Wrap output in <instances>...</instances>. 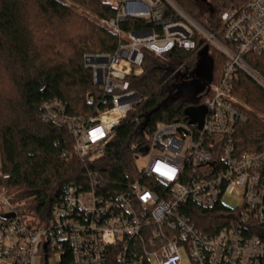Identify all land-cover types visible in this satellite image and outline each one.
I'll return each mask as SVG.
<instances>
[{"label":"built area","instance_id":"obj_1","mask_svg":"<svg viewBox=\"0 0 264 264\" xmlns=\"http://www.w3.org/2000/svg\"><path fill=\"white\" fill-rule=\"evenodd\" d=\"M114 6L115 17L104 24L119 39L115 51L84 55L98 88L88 100L94 113L77 118L66 103L50 101L42 105L41 122L66 128L74 154L87 167L106 155L118 128L128 122L141 128L144 116L137 112L145 99L130 79L141 77L147 53L172 65L174 50L197 55L207 46L226 65L220 80L199 95L203 101L186 106H205L204 124L191 126L187 115L159 123L146 144L133 145L136 160L145 156L146 163L125 189L104 196L102 177L88 170L86 186H65L45 226L32 223L25 201L0 188V264H42L43 258L57 264L63 243L75 264H104L111 254L118 264H185L184 257L186 264H263L264 148L242 153L235 144L236 127L248 120L249 108L232 84L242 72L264 90V75L248 60L259 57L264 66V0L224 10L213 31L174 0H116ZM124 19L156 27L124 33ZM185 68L178 64L171 76ZM227 198L241 199L240 206L228 205ZM218 207L225 211L224 224L215 232L201 229L199 213Z\"/></svg>","mask_w":264,"mask_h":264},{"label":"trees","instance_id":"obj_2","mask_svg":"<svg viewBox=\"0 0 264 264\" xmlns=\"http://www.w3.org/2000/svg\"><path fill=\"white\" fill-rule=\"evenodd\" d=\"M174 1L207 30L216 29L217 24L210 25L211 18L208 26L199 14L192 16L195 11L202 13L196 0ZM219 1L228 6L224 10H233L249 0ZM77 8L104 21L116 15L113 0H0V188L5 187L15 199L25 201L26 214L39 226L51 219L52 208L61 200L67 184L87 185L88 170L102 177L104 196H114L125 189L137 170L133 145L146 144L159 123L185 121L186 106L203 101L200 97L197 101L184 100L180 93L183 78L195 69L199 53L174 50L173 66L167 68L158 66L156 57L148 52L141 77L130 79L132 90L145 99L137 112L144 116L141 128L130 122L118 128L106 155L85 167L74 154L69 131L40 119L42 105L56 100L66 103L67 112L74 117L91 116L94 105L88 100L96 98L98 88L84 65V55L111 54L119 43L111 29L92 21ZM209 12L211 15L215 11L211 7ZM153 27L156 26L144 20L120 22L124 33ZM208 49L214 63L212 82H218L226 63L216 49ZM248 60L264 75L261 58ZM183 63L186 73L180 78L171 76L175 67ZM232 91L255 110L264 111V90L242 72L233 80ZM247 119L236 127L235 144L242 153L258 152L264 148V119L255 114H249ZM224 212L221 207L201 211V222L197 224L201 229L212 227L215 232L224 224ZM61 251L57 264H75L69 243H63ZM104 264H118L117 258L111 254Z\"/></svg>","mask_w":264,"mask_h":264},{"label":"water","instance_id":"obj_3","mask_svg":"<svg viewBox=\"0 0 264 264\" xmlns=\"http://www.w3.org/2000/svg\"><path fill=\"white\" fill-rule=\"evenodd\" d=\"M209 51L208 47H204L199 52L200 59H198L196 63L197 65L192 72V75H194L197 80L193 83H184V85L180 86V93H182V95L186 92L192 93L194 101H197L199 95L212 84L214 78V63L212 57L209 55ZM206 113L207 108L203 105H199L198 107L190 106L185 110V114L187 115L191 126L198 124L199 127H202Z\"/></svg>","mask_w":264,"mask_h":264},{"label":"rangeland","instance_id":"obj_4","mask_svg":"<svg viewBox=\"0 0 264 264\" xmlns=\"http://www.w3.org/2000/svg\"><path fill=\"white\" fill-rule=\"evenodd\" d=\"M116 0H113V3L115 2ZM197 1V4H198V7L200 8V10L202 11V13H199V12H197V11H195V13L192 15L193 17L195 16L196 17V15L197 14H199L200 16H201V19H202V21H204L205 23H206V25H208L209 24V19L211 18V20H212V23H210V25L212 24V25H216V24H218V18H219V16L221 15V13L224 11V9L225 8H227L228 6H224L223 5V3H222V1H219V0H196ZM209 3H210V5H209ZM212 7V9L215 11L213 14H211V15H209V13H211V12H209V9ZM80 12H82L84 15H86L87 17H89L92 21H94V22H97V23H99V24H101V25H104V26H106L107 27V25H105L104 24V20H101L100 18H98V16H96V15H93L91 12H88V11H85V10H83V9H79V8H77ZM194 17V18H195ZM198 21H200L198 18H196ZM201 22V21H200ZM208 23V24H207ZM210 25H208V26H210ZM217 27V26H216ZM108 28V27H107ZM109 29V28H108ZM215 50V49H214ZM214 55H216V57H217V54H214ZM200 59V58H199ZM155 63L158 65V66H163V67H169L171 64H167L163 59H161V58H157L156 57V60H155ZM173 66V65H172ZM171 66V67H172ZM171 71H169V73H170ZM183 72V75H184V73H185V71H182ZM169 73H168V75H169ZM179 78H180V76H179ZM261 88V87H260ZM238 99V101L241 103V104H243V105H245L246 107H248L249 109H248V112H249V114L250 115H252V114H255V115H257L259 118H262V119H264V111L263 112H259L258 110H255L252 106H250L249 104H247L243 99H240V98H237ZM176 104H178V103H176ZM176 104H175V106H176ZM145 163H146V157L145 156H139L138 157V160H136L135 161V164H136V166H137V169H143V168H145ZM0 165H1V158H0ZM225 203H227L228 205H237V206H240V204H241V199H239V198H232V199H226L225 200ZM32 217V216H31ZM184 259V263L186 264L187 263V257H184L183 258ZM46 263H48V259L46 258H43L42 259V264H46Z\"/></svg>","mask_w":264,"mask_h":264},{"label":"flooded vegetation","instance_id":"obj_5","mask_svg":"<svg viewBox=\"0 0 264 264\" xmlns=\"http://www.w3.org/2000/svg\"><path fill=\"white\" fill-rule=\"evenodd\" d=\"M183 79H184V83H193L197 80L195 76L192 75V73H190L189 75H186V77H184ZM184 83L182 85H184ZM182 97L187 100H193V95L192 93H189V92L184 93Z\"/></svg>","mask_w":264,"mask_h":264}]
</instances>
